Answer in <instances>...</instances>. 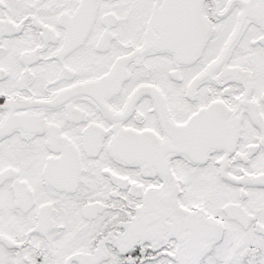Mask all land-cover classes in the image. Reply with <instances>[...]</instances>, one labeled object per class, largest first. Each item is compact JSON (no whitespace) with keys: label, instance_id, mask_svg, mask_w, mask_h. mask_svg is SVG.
<instances>
[{"label":"snow or ice","instance_id":"obj_1","mask_svg":"<svg viewBox=\"0 0 264 264\" xmlns=\"http://www.w3.org/2000/svg\"><path fill=\"white\" fill-rule=\"evenodd\" d=\"M0 264H264V0H0Z\"/></svg>","mask_w":264,"mask_h":264}]
</instances>
